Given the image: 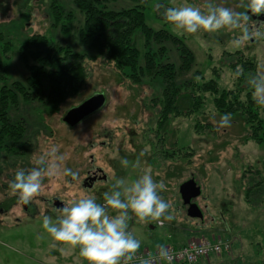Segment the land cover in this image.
<instances>
[{"label": "rangeland", "instance_id": "rangeland-1", "mask_svg": "<svg viewBox=\"0 0 264 264\" xmlns=\"http://www.w3.org/2000/svg\"><path fill=\"white\" fill-rule=\"evenodd\" d=\"M53 1L71 12L74 21L62 20L56 26L51 12ZM139 2L145 5L146 22L151 28L165 29L183 38L194 53L195 65L190 73L179 78L180 83L193 78L195 73H200L199 82L201 78L216 79L215 70L219 73L220 87L233 88L236 76L229 67L243 57L256 63V73L264 74V38H253L242 46H234L233 33L224 30L183 33L174 30L163 19L162 10L156 7L160 3L166 7L186 3L203 6L205 0ZM217 2L237 11H248L243 7L247 0ZM136 4L132 0H120L110 4V8L122 10ZM249 15L252 24L264 28V12H249ZM82 23L83 16L72 0H0V60L7 65L6 79L0 80V89L4 85L11 87L14 82L26 83L29 73L22 63L21 53L47 50L44 46L37 50L29 45L36 36L46 37L55 47H71L76 53L89 54L88 78L81 92L58 110L48 100L47 92L40 96L43 101L21 99L18 107H10L12 120L25 122V151L15 155L6 148L0 149V264H87L76 247L53 240L42 229V216L54 215L42 199L57 198L64 203L94 193L82 188L92 165L103 169L107 176L97 187L98 202H102V193L108 190L114 176L131 182L147 171L155 180L164 182L166 187L160 195L171 202L173 219L162 223L141 222L132 215L129 230L141 241L137 252L154 253L160 246H175L187 239L186 233L181 238L180 232L185 229L195 232L191 236L197 239H230L232 251L221 256L229 257L228 264H264V144L249 139V129L240 116H232L230 126L220 127L221 115L215 110L210 93H201L203 105L190 113V93L184 91L186 102L179 104L183 116H172L169 125L164 130L159 129L157 120L163 84L150 80L134 84L107 59L92 58L98 54L83 45L78 32ZM64 26L68 34L63 33ZM137 42L143 50L141 37ZM164 46L170 53L169 58L179 63L175 47L170 43ZM237 68L240 72V67ZM96 94L105 97L100 111L74 126L64 122L68 111ZM53 146L58 154L65 156L60 171L43 177L41 190L29 201L32 207L26 209L22 200L10 193L9 182L17 169L33 167L35 159ZM122 158L129 160L127 167L120 164ZM137 161L139 165L133 167ZM64 168L78 175L75 178L66 175ZM190 179L201 188L196 202L205 212L202 222L189 218L183 209L179 188ZM248 190L250 203L246 198Z\"/></svg>", "mask_w": 264, "mask_h": 264}, {"label": "trees", "instance_id": "trees-1", "mask_svg": "<svg viewBox=\"0 0 264 264\" xmlns=\"http://www.w3.org/2000/svg\"><path fill=\"white\" fill-rule=\"evenodd\" d=\"M72 1L83 16L79 37L84 46L97 51L98 56L92 58L107 59L123 77L134 84L147 80L160 81L163 84L164 92L157 120L159 129L164 130L172 116H183L179 104L186 102L184 91L190 93V113H195L203 105L202 94L210 93L214 97L215 110L220 115L228 112L232 116H240L249 129V139L257 144H264V106L253 100L251 89L246 83L249 74H256V63L252 59L243 57L230 65L229 68L235 71L236 76L233 88H221L219 73L215 70L213 73L218 77L216 79L205 81L201 78L199 82L200 73H195L193 78L180 83L179 78L192 71L195 55L183 38L174 36L165 29L156 31L151 28L146 22L145 5L142 2L132 0L137 3L135 6L113 10L110 4H116L120 0ZM55 2L53 1L51 7L55 25L62 20L74 21L73 14ZM62 31L64 34L69 32L65 26ZM138 37L143 40V50L138 46ZM167 43L175 47L179 63L172 57L169 58L170 53L168 54L164 46ZM30 44L37 50L41 46L47 47V50L21 53L22 63L29 73L26 83L14 82L11 87L4 85L0 89V149L6 148L7 152L15 155L25 151L23 143L26 125L24 121L12 120L9 115L10 107H18L21 99L24 102L37 99L43 101L40 96L47 92L48 100L58 110L69 98L81 92L88 78V53H76L71 47H55L46 37L41 36L32 38ZM237 66L241 69L239 76ZM6 69V63L0 60V80L6 79ZM248 192L249 190L246 198L250 203L251 193Z\"/></svg>", "mask_w": 264, "mask_h": 264}, {"label": "clouds", "instance_id": "clouds-1", "mask_svg": "<svg viewBox=\"0 0 264 264\" xmlns=\"http://www.w3.org/2000/svg\"><path fill=\"white\" fill-rule=\"evenodd\" d=\"M162 10L163 19L174 30L187 34L200 31L215 33L221 30L233 33L231 43L242 46L250 39L264 38V28L251 23L249 12H264V0H247L243 5L248 11H237L225 7L217 0H205V4L193 3L179 6L156 5ZM237 75H240L237 70ZM253 100L264 106V74H249L247 81ZM232 114L220 116V127L231 125ZM65 156L57 153L55 146L42 153L29 169L19 168L9 182L11 194L18 196L25 204L41 190L44 176L59 173ZM120 164L129 165L127 158ZM139 161L133 164L137 167ZM64 174L75 178L78 174L70 168L63 169ZM163 181L155 180L145 171L136 179L128 182L123 177H113L108 190L102 193V202H98L95 193L69 199L61 206L51 208L54 215H43L41 227L53 240L60 241L78 249V254L87 264H122L131 260L140 248L141 241L129 230V220L135 215L141 222L156 220L161 223L173 219L172 204L163 199L160 192L165 190ZM161 259H170L164 246L158 249ZM140 264H152V259H142Z\"/></svg>", "mask_w": 264, "mask_h": 264}, {"label": "built area", "instance_id": "built-area-1", "mask_svg": "<svg viewBox=\"0 0 264 264\" xmlns=\"http://www.w3.org/2000/svg\"><path fill=\"white\" fill-rule=\"evenodd\" d=\"M233 243L231 240L218 238L214 241L205 238H193L184 246L167 245L165 248L169 252L170 259L159 258L158 250L150 253L147 250L136 252L131 260L124 261L122 264H140L142 259H152V264H197L199 261L208 260L211 256L220 257L224 253L232 251Z\"/></svg>", "mask_w": 264, "mask_h": 264}, {"label": "water", "instance_id": "water-1", "mask_svg": "<svg viewBox=\"0 0 264 264\" xmlns=\"http://www.w3.org/2000/svg\"><path fill=\"white\" fill-rule=\"evenodd\" d=\"M105 105V97L102 94H96L83 102L78 107L72 108L64 117V122L69 125H76L84 118L100 111ZM179 194L184 206L187 208V216L191 219L204 220V214L199 206L193 203L201 195V188L194 179L181 184ZM58 204L57 206H61Z\"/></svg>", "mask_w": 264, "mask_h": 264}, {"label": "flooded vegetation", "instance_id": "flooded-vegetation-1", "mask_svg": "<svg viewBox=\"0 0 264 264\" xmlns=\"http://www.w3.org/2000/svg\"><path fill=\"white\" fill-rule=\"evenodd\" d=\"M164 139V145L167 141V136L163 138ZM175 143V142H174ZM94 162V161H93ZM93 164V163H92ZM103 180H107V176L104 173V170L101 169L100 167H97L95 165H92L91 170H89L86 173L85 179L82 182V188L83 189H88L90 191H93L94 193L99 194V191L97 189L98 185L101 184V182ZM88 181V182H87ZM188 181V180H187ZM100 197V196H99ZM98 197V200H100V198ZM42 202L46 205V207L52 208L53 206L58 207L57 205L59 204H63L62 202H60L59 200H57V198H45L42 199ZM22 206L26 209H29L30 207H32V205L30 203L25 204L23 201L21 202ZM193 203L197 204L199 206V208L201 209V206L199 203L196 202V200L193 201ZM186 208V207H185ZM204 214L205 217V212L203 210H201ZM205 219V218H204ZM199 221V220H198ZM204 221V220H203ZM202 222V221H201Z\"/></svg>", "mask_w": 264, "mask_h": 264}, {"label": "crops", "instance_id": "crops-1", "mask_svg": "<svg viewBox=\"0 0 264 264\" xmlns=\"http://www.w3.org/2000/svg\"><path fill=\"white\" fill-rule=\"evenodd\" d=\"M184 209V208H183ZM185 210V209H184ZM187 215V214H186ZM174 227V226H173ZM175 230L179 231L177 228H174ZM193 230V229H192ZM194 231V230H193ZM180 233H182L183 235H181V238L182 237H185L184 234L186 233L187 236H186V240L184 239L182 242H180L179 244H176L175 246H184L189 240L195 238L192 235V233H195V232H192L191 230H183L181 231ZM199 234V233H197ZM180 237V235H178ZM227 240H230V239H227ZM230 253H226V255H228ZM230 259L228 256H226V259H223V257H217V256H211L208 260L206 259H203L201 261H199L197 264H228L230 263Z\"/></svg>", "mask_w": 264, "mask_h": 264}]
</instances>
